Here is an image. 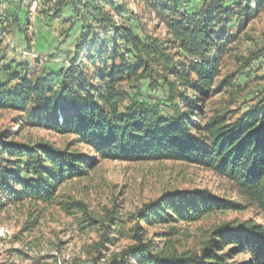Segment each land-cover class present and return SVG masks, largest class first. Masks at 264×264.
<instances>
[{
	"label": "trees",
	"instance_id": "trees-1",
	"mask_svg": "<svg viewBox=\"0 0 264 264\" xmlns=\"http://www.w3.org/2000/svg\"><path fill=\"white\" fill-rule=\"evenodd\" d=\"M41 1L47 7L39 13L50 22L58 20L61 26L69 19L64 18L63 9L70 4L73 14L80 16L81 5L76 3L83 1L87 27L113 29L112 44L119 41L127 46L134 62L123 63L118 71L112 65L108 74L99 70L92 80L86 66L101 53L80 54L89 45L94 46V52L99 44L106 43L82 30L64 68H46L34 78L27 62L6 59L2 57L5 52H0V74L7 76L0 80V110L21 113L20 127L27 123L74 134L92 151L90 155L43 141L18 142L9 129L0 130V210L8 202H50L59 184L83 176L99 160L182 161L224 176L264 215V99L229 123L223 114L209 115L207 111L221 67L219 58L210 56L222 40L215 31L227 27L235 12L247 16L249 0H197L199 5L192 11L183 9L182 0H151L152 5L146 7L165 24L170 39L141 37L123 23L114 24L113 13L122 20L129 11L122 1ZM31 2L0 0L7 7L0 10L1 35L17 32L24 36L27 46L31 44L23 27ZM172 42L184 61L175 60L177 54L167 51ZM123 72L136 75L137 81L147 80L150 86L160 85L163 100H144L138 88L134 92L137 96L119 89L115 76ZM124 100L127 102L121 107ZM237 207L205 189L164 193L135 212L134 243L104 258L100 251L103 236L96 243L92 264H130L131 259L135 264H264V226L258 223L223 222L210 229L198 250L181 253L155 249L150 239L143 240L139 234L141 222L150 226L192 222ZM238 255L244 256L240 262L235 260Z\"/></svg>",
	"mask_w": 264,
	"mask_h": 264
},
{
	"label": "rangeland",
	"instance_id": "rangeland-1",
	"mask_svg": "<svg viewBox=\"0 0 264 264\" xmlns=\"http://www.w3.org/2000/svg\"><path fill=\"white\" fill-rule=\"evenodd\" d=\"M121 1L129 11L122 20L113 13L114 24L123 23L141 37L170 39L165 24L146 7L152 5L151 0H117ZM182 1L184 10L192 11L199 5L197 0ZM83 3H76L81 5V17L73 14L70 4L63 9L64 18L71 19L64 26L58 20H46L40 9L30 11L29 5L23 27L31 44L27 46L21 34L5 31L0 34V52H5L2 57L27 62L31 78L42 70L58 71L73 54L82 30L106 43V46L99 44L94 52V46L89 45L80 54L84 57L88 53H101L100 58L86 66L92 80L99 70L108 74L112 65L118 71L123 63L134 62L127 46L119 41L112 44L113 29H101L98 25L87 27L89 18L82 11ZM249 6L247 16L235 12L227 27L216 29L215 35L222 40L210 54L219 58L221 67L207 100V111L209 115L223 114L226 123L264 99V50L261 51L264 0H249ZM0 10H7L6 5L0 4ZM167 51L177 54L175 60H185L173 42L167 45ZM6 77L0 74V80ZM135 77L126 72L116 74L117 87L128 95H133L138 88L139 97L144 100H163L165 93L160 85L150 86L147 80L137 81ZM126 102L122 101L121 107ZM21 115L0 110V130L9 129L18 142L43 141L56 148L92 155L91 149L74 134L27 123L20 127ZM175 189H205L238 207L209 213L192 222L170 221L152 226L141 222L139 234L143 240L150 239L155 249L167 248L177 253L198 250L210 229L223 222L249 221L264 226L261 210L233 182L202 166L182 161L99 160L83 176L59 184L50 202H8L0 210V264H92L98 249L96 243L103 236L105 242L100 251L104 258L109 257L135 242V212L143 204ZM243 259L241 255L235 257L238 262ZM130 264H135L132 259Z\"/></svg>",
	"mask_w": 264,
	"mask_h": 264
},
{
	"label": "built area",
	"instance_id": "built-area-1",
	"mask_svg": "<svg viewBox=\"0 0 264 264\" xmlns=\"http://www.w3.org/2000/svg\"><path fill=\"white\" fill-rule=\"evenodd\" d=\"M47 7V5L43 6L42 5V1L41 0H32L31 4H30V11H36L37 9H45Z\"/></svg>",
	"mask_w": 264,
	"mask_h": 264
}]
</instances>
